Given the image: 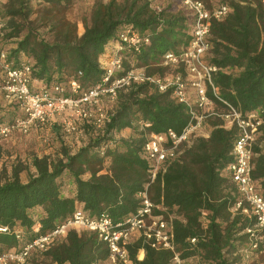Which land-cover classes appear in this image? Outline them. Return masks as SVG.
Masks as SVG:
<instances>
[{
    "label": "trees",
    "instance_id": "obj_1",
    "mask_svg": "<svg viewBox=\"0 0 264 264\" xmlns=\"http://www.w3.org/2000/svg\"><path fill=\"white\" fill-rule=\"evenodd\" d=\"M40 1L43 7L31 19V0H0V45L7 49L8 59L28 61L32 80L45 85H67L70 79L83 87L99 83L109 50L123 28L149 39L139 52L125 54L124 72L144 66L146 74L162 75L161 57L179 50L189 39L185 11L181 7L173 11L164 6L165 0H96L80 36L76 24L64 15L74 0ZM228 4L232 9L228 16L210 26L207 61L218 67L212 81L218 97L242 117L258 111L264 118V4L260 0H229ZM40 27L47 30L41 33ZM2 39L15 40L8 47ZM208 96L217 111V106L225 110L211 91ZM7 107L13 114L8 119L0 116V124L13 123L20 112L17 104ZM189 118L187 107L169 92H159L146 82L132 84L119 91L103 131L88 123L79 128V139L74 140L80 145L77 151L63 145L57 160L50 154L34 156L30 162L34 172L26 182L19 178L21 164L14 165L10 175L0 173V253L50 232L79 207L90 216L108 214L121 221L136 213L137 194L147 188L150 200L165 208L166 218L175 214L170 221L172 243L181 260L198 257V264H241L248 249L245 229L254 220L230 211L237 191L223 170L232 160L235 125L225 128L221 118L209 117V136L194 139L164 172L152 182L149 179L143 152L148 134L169 129L180 133ZM125 129L133 133L121 137ZM259 142L264 143V126L252 159V178L264 198V146ZM1 151L0 146V155ZM65 175L72 180L68 193L61 189ZM143 248L147 264H155L158 252H167ZM42 255L51 264H102L110 252L95 233L69 230L65 239L54 242Z\"/></svg>",
    "mask_w": 264,
    "mask_h": 264
},
{
    "label": "built area",
    "instance_id": "obj_2",
    "mask_svg": "<svg viewBox=\"0 0 264 264\" xmlns=\"http://www.w3.org/2000/svg\"><path fill=\"white\" fill-rule=\"evenodd\" d=\"M177 1L187 17L189 39L179 50L166 52L161 57L158 65L165 69L162 75H148L144 66L124 72L125 54L139 52L149 42L146 36L130 28L118 32L117 41L103 65L104 77L91 87H83L77 79H70L67 85L35 82L31 78V64L8 59L7 49L0 45V92L7 103L17 104L20 110L13 123L0 124V138L6 139L16 128L27 132L31 127L55 121L63 123L68 134L78 132L84 123L103 131L120 90L146 82L159 92H169L173 100L187 107L190 118L180 133L169 129L163 133L148 134L143 152L149 163L150 181L158 173L164 172L169 162L190 147L194 139L209 136V127L203 131L209 117L221 118L225 128L235 125L238 132L231 149L232 160L223 170L237 191L230 211L254 220V225L245 229L248 249L243 251L241 264H264V198L259 184L252 178L253 147L260 135V128L264 126V118L258 111L242 117L233 106L220 99L212 81L218 67L207 61L211 48V23L226 18L232 9L221 0ZM260 1L264 4V0ZM77 75L80 76L81 71ZM208 91L226 105L224 112L215 109ZM104 99L114 104L110 111L106 109ZM137 197L140 199L139 209L121 221H114L108 214L90 216L79 207L70 218L50 232L0 253V264H26L33 252H43L54 242L65 239L69 230L80 229L95 233L106 244L110 252L108 259L113 263L130 264V246L135 243L141 244L142 253L144 245L175 253L170 223L172 218H166L163 214L165 208L150 200L147 188ZM204 215L206 213L202 212L203 225ZM16 237L20 239L19 233Z\"/></svg>",
    "mask_w": 264,
    "mask_h": 264
},
{
    "label": "rangeland",
    "instance_id": "obj_3",
    "mask_svg": "<svg viewBox=\"0 0 264 264\" xmlns=\"http://www.w3.org/2000/svg\"><path fill=\"white\" fill-rule=\"evenodd\" d=\"M96 0H74L72 1L64 11L65 18L76 24L77 35L80 36L84 31L83 23L88 20L90 16V11ZM107 1V0H101ZM229 2V0H221ZM170 5L171 9L175 12L179 10V4L177 0H165L164 6ZM31 6L33 7V14L31 19L36 18V12L43 7V3L40 0H31ZM41 22H39L40 24ZM47 29L40 27V32L43 33ZM4 44L8 47L13 45L15 39L4 40ZM232 71V70H230ZM0 116L5 115L8 119L10 115L12 116V111L8 109L7 102L0 92ZM105 107L110 111L113 107V103H109L104 99ZM218 112H224L222 106H217ZM5 112V113H4ZM4 113V114H2ZM5 119V117L3 116ZM209 123V122H208ZM209 125V124H208ZM208 125L206 124L203 131H207ZM132 130L128 129L127 133L124 130L120 132L121 137H129L132 134ZM84 137V136H82ZM81 137V138H82ZM47 139L44 141V139ZM78 134H68L63 128V123L55 121L52 123H47L45 125H40L36 127H31L27 132L19 131L16 128L6 139H0V146L2 148L0 155V173L5 177V175H10L11 170L14 165L21 164L24 169L19 173V178L21 181L26 182L29 176L34 172L31 167V159L34 156H42L43 154H50V157L54 160L61 158V152L63 145L74 151L79 148L80 145H76L74 140H78ZM260 146H264V143L259 142ZM56 145V147H55ZM46 152V153H45ZM72 180L69 176L65 175L62 183V192L68 193L72 190ZM169 217L173 218L174 213H170ZM83 231V230H79ZM140 244H133L130 248L129 257L131 260L130 264H147V258L145 255V250L143 248V253L140 251ZM176 253L172 251L158 252L155 254L154 263L155 264H198V257H191L186 260H181ZM26 264H51L48 262L42 252H33L26 261ZM102 264H117L113 263L109 259L104 261Z\"/></svg>",
    "mask_w": 264,
    "mask_h": 264
},
{
    "label": "crops",
    "instance_id": "obj_4",
    "mask_svg": "<svg viewBox=\"0 0 264 264\" xmlns=\"http://www.w3.org/2000/svg\"><path fill=\"white\" fill-rule=\"evenodd\" d=\"M0 99H1V97H0ZM1 101H3V99H1ZM127 131H128V129H125L124 130V133H127ZM55 147H56V145H55ZM46 153V152H45ZM33 171H34V169H33ZM23 182V181H22ZM36 211H38V210H36Z\"/></svg>",
    "mask_w": 264,
    "mask_h": 264
}]
</instances>
